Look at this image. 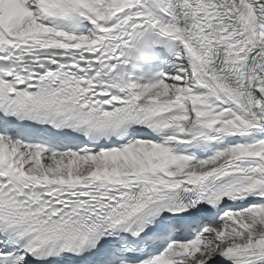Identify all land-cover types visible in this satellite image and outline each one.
Returning a JSON list of instances; mask_svg holds the SVG:
<instances>
[{"label":"snow or ice","instance_id":"snow-or-ice-1","mask_svg":"<svg viewBox=\"0 0 264 264\" xmlns=\"http://www.w3.org/2000/svg\"><path fill=\"white\" fill-rule=\"evenodd\" d=\"M0 264H264V0H0Z\"/></svg>","mask_w":264,"mask_h":264}]
</instances>
